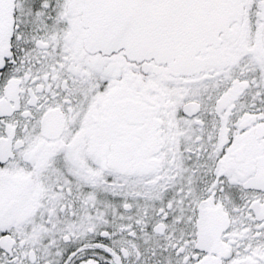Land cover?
<instances>
[{
  "label": "snow or ice",
  "instance_id": "6c2138e0",
  "mask_svg": "<svg viewBox=\"0 0 264 264\" xmlns=\"http://www.w3.org/2000/svg\"><path fill=\"white\" fill-rule=\"evenodd\" d=\"M0 264H264V0H0Z\"/></svg>",
  "mask_w": 264,
  "mask_h": 264
}]
</instances>
